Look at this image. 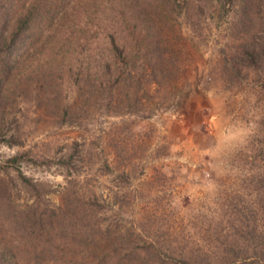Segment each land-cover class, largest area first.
<instances>
[{
	"label": "rangeland",
	"instance_id": "374dc122",
	"mask_svg": "<svg viewBox=\"0 0 264 264\" xmlns=\"http://www.w3.org/2000/svg\"><path fill=\"white\" fill-rule=\"evenodd\" d=\"M141 5L177 76L152 85L138 111H109L95 89L70 80L62 52L29 66L16 88L22 144H0V159L29 151L38 163L20 168L53 205L65 198V225L81 232L44 264L99 254L121 264H264V63L235 66L229 79L234 46L250 36L236 8ZM251 15L259 40L264 15Z\"/></svg>",
	"mask_w": 264,
	"mask_h": 264
},
{
	"label": "trees",
	"instance_id": "16d2710c",
	"mask_svg": "<svg viewBox=\"0 0 264 264\" xmlns=\"http://www.w3.org/2000/svg\"><path fill=\"white\" fill-rule=\"evenodd\" d=\"M25 1L0 0V144L8 147L22 144L21 123L14 115L19 104L16 88L26 82L27 68L42 66L40 61L46 56L49 66L59 53L65 54L70 80L95 89L109 111L136 112L151 97L152 85L175 80L173 53H167L165 41L155 35L153 20L141 9L143 3L161 14L184 13L187 3L197 11L206 2L227 11L236 8L238 23L250 36L234 46L226 69L229 79L240 71H234L235 66L264 63V37L256 40L249 33L255 19L251 12L254 8L264 15V0ZM258 21L264 23V16ZM22 162L38 160L29 151L0 159V264H44L59 259L63 249H73L80 241L79 228L65 225L69 219L65 198L63 204L53 205L45 196L51 190L26 175L19 166ZM105 259L106 255L99 254L95 261L79 260L78 264L122 262Z\"/></svg>",
	"mask_w": 264,
	"mask_h": 264
}]
</instances>
